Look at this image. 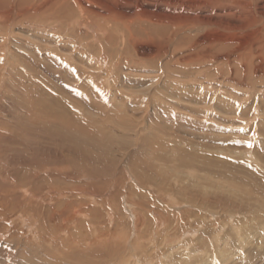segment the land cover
Here are the masks:
<instances>
[{
	"label": "rangeland",
	"instance_id": "374dc122",
	"mask_svg": "<svg viewBox=\"0 0 264 264\" xmlns=\"http://www.w3.org/2000/svg\"><path fill=\"white\" fill-rule=\"evenodd\" d=\"M204 1L0 0V264H264V0Z\"/></svg>",
	"mask_w": 264,
	"mask_h": 264
},
{
	"label": "bare ground",
	"instance_id": "6f19581e",
	"mask_svg": "<svg viewBox=\"0 0 264 264\" xmlns=\"http://www.w3.org/2000/svg\"><path fill=\"white\" fill-rule=\"evenodd\" d=\"M206 1V4L205 3H201V4H204V5H201L202 6V8H203V6H204V8H203V10H206V9H209V8H214V10L215 11H218V12H228L229 10H230V7H226L227 5H228V2H232V1H240V0H205ZM204 1V2H205ZM247 1H249V0H247ZM253 1H258V0H252V2ZM179 2V1H178ZM262 2V1H261ZM256 3V2H255ZM245 3H244V1H241V2H239L238 4H237V8L238 9H241V7H243V5H244ZM200 4H198L197 6H199ZM200 6V7H201ZM250 5H245L243 8H242V11L244 10V9H246V8H248ZM78 9H79V11L81 12L82 10H83V8L81 7V4L79 3L78 4ZM209 7V8H208ZM70 8V7H69ZM202 8H200V10L202 9ZM233 8V7H232ZM231 8V9H232ZM13 9V8H12ZM35 10V9H34ZM195 12V11H194ZM200 13H202V12H200ZM217 13V12H216ZM251 13H253L252 11H251ZM199 14V13H198ZM220 14H222V13H220ZM224 14V13H223ZM254 14V13H253ZM82 16V15H81ZM200 16V15H199ZM198 16V18L197 17H195V19H192V18H189L188 16H187V20H185L184 19V26H191V30H199V29H202V28H208V26H212L213 27V25H214V21L213 22H211V21H208V20H205V19H202L201 20V18ZM262 16H263V18L260 16V18H255V20H250V26L251 27H257V30L258 31H256V33L258 32V34H261V32H264V14H262ZM254 17V16H253ZM8 18V17H7ZM127 19H129V18H127ZM130 20V19H129ZM248 21V20H247ZM161 22V21H160ZM182 23V22H181ZM172 24V23H171ZM172 26V25H171ZM179 27V26H178ZM189 28V27H188ZM172 30V29H171ZM174 32V31H173ZM166 33V32H165ZM174 34V33H173ZM171 36V35H170ZM254 36V35H253ZM166 37H168V36H166ZM171 37H174V35L173 36H171ZM170 37V38H171ZM202 37V36H201ZM204 37V36H203ZM261 37V36H260ZM206 38V37H205ZM197 39V38H196ZM167 40H168V38H167ZM170 41H172V40H170ZM206 41V40H205ZM209 41V40H208ZM208 41H207V43H208ZM197 42V41H196ZM220 42H223V41H220ZM219 41H217V43L219 44L220 43ZM172 43H173V41H172ZM175 43V42H174ZM199 43V46H202V44H204V40H199L198 42H197V44ZM210 43V42H209ZM208 43V44H209ZM224 43H226V42H224ZM165 44V43H164ZM196 44V45H197ZM177 45V44H176ZM223 45V44H222ZM211 47V46H210ZM194 52V51H193ZM192 53V52H191ZM194 54V53H193ZM200 54V53H199ZM202 56L204 55L205 57L208 55V53L207 52H205V53H202L201 54ZM187 56V55H186ZM203 56V57H204ZM171 57H172V55H171ZM171 57H170V59H171ZM178 58H179V56H178ZM207 58V57H206ZM188 59V58H187ZM209 59V58H208ZM184 61H186L187 62V60L184 58L183 59ZM170 64V63H169ZM236 67V66H235ZM172 76V75H171ZM192 82V81H191ZM149 107V106H148ZM33 110V109H32ZM167 146V145H166ZM151 148V147H150ZM179 148V147H178ZM152 149V148H151ZM17 152V151H16ZM197 172V171H196ZM14 183V182H13ZM46 195V194H45ZM8 196V195H7ZM176 198V197H175ZM121 210V209H120ZM91 212V211H90ZM140 239V238H139ZM123 241V240H122ZM164 247V246H163ZM176 252V251H175ZM162 257V256H161ZM143 259V258H142Z\"/></svg>",
	"mask_w": 264,
	"mask_h": 264
},
{
	"label": "snow or ice",
	"instance_id": "6c2138e0",
	"mask_svg": "<svg viewBox=\"0 0 264 264\" xmlns=\"http://www.w3.org/2000/svg\"><path fill=\"white\" fill-rule=\"evenodd\" d=\"M250 146V145H249Z\"/></svg>",
	"mask_w": 264,
	"mask_h": 264
}]
</instances>
